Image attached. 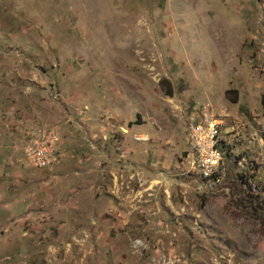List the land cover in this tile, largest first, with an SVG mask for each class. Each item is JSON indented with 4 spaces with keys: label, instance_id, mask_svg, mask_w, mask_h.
Listing matches in <instances>:
<instances>
[{
    "label": "rangeland",
    "instance_id": "374dc122",
    "mask_svg": "<svg viewBox=\"0 0 264 264\" xmlns=\"http://www.w3.org/2000/svg\"><path fill=\"white\" fill-rule=\"evenodd\" d=\"M0 264H264V0H0Z\"/></svg>",
    "mask_w": 264,
    "mask_h": 264
},
{
    "label": "built area",
    "instance_id": "2783aa9c",
    "mask_svg": "<svg viewBox=\"0 0 264 264\" xmlns=\"http://www.w3.org/2000/svg\"><path fill=\"white\" fill-rule=\"evenodd\" d=\"M220 122L205 118L191 124L188 142L194 165L200 176L208 181L215 180L224 158L220 151ZM61 135L55 128H39L29 131L23 146L26 161L37 169H50L59 159Z\"/></svg>",
    "mask_w": 264,
    "mask_h": 264
}]
</instances>
